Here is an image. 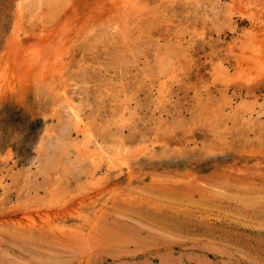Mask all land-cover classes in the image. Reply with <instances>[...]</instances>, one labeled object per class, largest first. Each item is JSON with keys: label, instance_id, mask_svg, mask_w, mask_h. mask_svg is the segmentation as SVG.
<instances>
[{"label": "rangeland", "instance_id": "obj_1", "mask_svg": "<svg viewBox=\"0 0 264 264\" xmlns=\"http://www.w3.org/2000/svg\"><path fill=\"white\" fill-rule=\"evenodd\" d=\"M71 2L87 18L102 0ZM150 4L126 42L91 21L56 85L1 70L0 264H264V0Z\"/></svg>", "mask_w": 264, "mask_h": 264}, {"label": "bare ground", "instance_id": "obj_2", "mask_svg": "<svg viewBox=\"0 0 264 264\" xmlns=\"http://www.w3.org/2000/svg\"><path fill=\"white\" fill-rule=\"evenodd\" d=\"M155 2V0H102V3H100V5L98 7H96V9L90 13L87 18H83V16H79L78 14H71L70 12V9L72 8L71 6L74 5V2H73V5L71 4V0H11V8H10V12H9V30H8V33L6 35V38L4 39L5 41L4 42V46L3 48L0 50V72H2L1 70H3L7 76L11 75L12 78L14 77L13 74L14 73H17L18 75L22 72L24 73L26 70V75H33L34 77H37V80H45L46 82L48 83H51L53 85H56V81H58L61 77H62V69L64 68V63H65V59L70 56L71 54H73L75 51H77V46L79 45L80 41H78L79 39L83 40L85 39V37L89 36V34L91 35V32L93 31L94 29V25L93 23L95 22V20L97 19H103L102 22L104 21L105 22V25H108V26H111L110 28L113 29V31L115 30L116 33H118L116 31V29H120V31L122 32V35H123V38L122 40H124V42H126L128 40V38H131L129 37L128 35L130 34V32L133 31V23H137L136 21L137 20H142L143 17H148L147 15L151 14L152 13V10H151V4L150 2ZM175 1V0H174ZM171 2V1H170ZM181 2V1H180ZM172 3V2H171ZM178 3V1H177ZM176 3V5H177ZM164 4V3H163ZM175 4V3H174ZM179 4V3H178ZM161 5V4H160ZM168 5V4H167ZM186 5H189V4H186ZM166 6V5H165ZM163 7V6H162ZM167 7V6H166ZM187 7V6H185ZM74 8V6H73ZM153 9V8H152ZM170 9V8H169ZM75 11V9H73ZM155 10V9H154ZM157 10V9H156ZM160 10V9H159ZM165 10V9H163ZM183 10V9H182ZM70 11V12H69ZM77 11V10H76ZM167 11V9H166ZM170 12V10H168ZM155 12V11H154ZM187 12V11H186ZM196 12V11H195ZM76 13V12H75ZM157 13V12H156ZM174 13V12H173ZM71 14V15H70ZM157 14H160L157 13ZM164 14V13H163ZM185 14V13H184ZM189 14V13H188ZM75 15H78L79 17H76L75 20L77 21V23L75 22H72V19L74 20V16ZM161 15V14H160ZM165 15V14H164ZM182 15V14H181ZM187 15V14H186ZM191 15V14H190ZM173 16V15H172ZM185 16V15H184ZM199 16V15H198ZM153 17V16H151ZM151 17H149L150 19H152ZM182 17V16H181ZM180 17V18H181ZM148 18V19H149ZM155 18H158V17H155ZM183 18V17H182ZM192 18V17H191ZM83 19V20H82ZM169 19V18H168ZM177 19V18H176ZM201 19V18H200ZM147 19H145L144 21H146ZM195 20V19H194ZM199 20V19H198ZM197 20V21H198ZM211 20V19H210ZM93 21L92 26L90 24V22ZM143 21V22H144ZM178 21V20H177ZM190 21V20H189ZM188 21V22H189ZM166 22V20H165ZM170 22V21H169ZM180 22V21H179ZM202 22V21H201ZM200 22V23H201ZM209 22V21H208ZM207 22V23H208ZM146 23V22H144ZM150 23V22H149ZM182 23H183V20H182ZM140 24V23H138ZM171 24V23H170ZM174 24V23H173ZM172 24V25H173ZM184 24V23H183ZM191 24V23H190ZM194 24V23H193ZM192 24V25H193ZM176 25V24H175ZM186 26H188L189 24H185ZM210 25V24H209ZM209 25H206L207 27ZM212 25V24H211ZM107 26V27H108ZM200 26V25H198ZM102 27V26H101ZM147 27V26H146ZM168 27V26H166ZM177 27V26H175ZM174 27V29H175ZM178 27H179V24H178ZM181 27H182V24H181ZM189 27V26H188ZM201 27V26H200ZM138 28V27H136ZM136 28L134 29L135 32L136 31ZM145 28V26H144ZM184 28V27H182ZM181 28V29H182ZM191 28V27H190ZM199 28V27H198ZM212 28L213 25H212ZM217 28V27H215ZM103 29V28H102ZM108 29V28H107ZM107 29H105L106 31H108ZM139 29V28H138ZM173 28L171 29L174 30ZM180 28L178 29V32L179 30H181ZM192 29H195V26L193 25ZM203 29V28H202ZM219 29V28H218ZM216 29V30H218ZM68 30H70V32H68ZM132 30V31H131ZM141 30V29H140ZM144 30V29H143ZM165 30V29H164ZM186 30V29H185ZM190 31V29H188ZM196 30V29H195ZM194 30V33L196 32ZM110 31V30H109ZM112 31V30H111ZM188 31V32H189ZM209 31V30H208ZM94 32V31H93ZM92 32V34H93ZM99 32V31H96V33ZM100 32H103L100 30ZM105 32V31H104ZM175 32V31H174ZM177 32V31H176ZM182 32V31H180ZM187 32V31H186ZM193 32V31H192ZM200 32V31H199ZM57 33V34H56ZM67 33V34H66ZM95 33V32H94ZM94 34V35H91V36H94L96 37L95 35L97 34ZM133 33V32H132ZM141 33V32H140ZM215 33V32H214ZM220 33V32H219ZM113 34V32H112ZM178 34V33H177ZM180 34H183V33H180ZM200 34V33H199ZM198 34V35H199ZM98 35H100V33H98ZM164 35V34H163ZM176 35V33H175ZM197 35V34H196ZM202 35V34H201ZM204 35V34H203ZM115 36V35H114ZM166 36V35H165ZM188 36V35H187ZM93 37V38H94ZM101 37V35H100ZM99 37V38H100ZM119 37V36H118ZM118 37H116L118 39ZM171 37V36H170ZM169 37V38H170ZM174 37V36H173ZM176 37V36H175ZM199 37V36H197ZM92 38V37H91ZM106 39V37H104ZM120 38V39H121ZM153 38V37H152ZM165 38H168V37H165ZM95 39V38H94ZM98 39V37H97ZM119 39V43L121 42V40ZM177 39V38H176ZM179 39V38H178ZM177 39V40H178ZM196 39H199V38H196ZM109 40V38H108ZM171 40V39H170ZM180 40L179 39V43H180ZM88 41H91V40H88ZM103 41V39H102ZM98 42V41H96ZM164 42V41H163ZM182 42V41H181ZM85 43V42H84ZM99 43H102V42H99ZM105 43V42H104ZM114 43V42H113ZM123 43V42H122ZM90 44H92L90 42ZM115 44V43H114ZM118 44V43H117ZM127 44V43H126ZM87 45V44H86ZM85 45V46H86ZM97 45V44H96ZM94 45V46H96ZM103 45V44H102ZM125 45V43H124ZM161 45V44H160ZM179 45V44H178ZM88 46V45H87ZM93 46V47H94ZM99 46V45H98ZM117 46V45H116ZM121 46V45H120ZM162 46V45H161ZM128 47V46H127ZM83 48V46L81 47ZM85 48V47H84ZM92 48V47H91ZM112 48V47H111ZM154 48V47H153ZM176 48V47H175ZM89 49V48H88ZM113 49V48H112ZM121 49V48H120ZM127 49V48H126ZM151 49V48H150ZM85 50V49H84ZM158 50V49H157ZM160 50V49H159ZM158 50V51H159ZM179 50V49H178ZM184 50V49H183ZM129 51V50H128ZM127 51V52H128ZM135 51V50H134ZM182 51V50H181ZM185 51V50H184ZM126 52V53H127ZM153 52V51H152ZM135 53V52H133ZM159 53V52H158ZM178 53V52H177ZM184 53V52H183ZM182 53V54H183ZM103 54V53H102ZM108 54V53H106ZM113 54V52H112ZM115 54V53H114ZM122 54V52H121ZM149 54H150V51H149ZM125 55V54H124ZM156 55H157V52H156ZM184 55V54H183ZM181 55V56H183ZM102 56V55H101ZM99 56V57H101ZM110 56V54H109ZM112 56V55H111ZM127 56V55H126ZM148 56V55H147ZM180 56V58H181ZM106 57V56H105ZM104 57V58H105ZM113 57V56H112ZM111 57V58H112ZM122 57V56H121ZM149 57V56H148ZM157 57V56H156ZM155 57V58H156ZM163 57V56H161ZM175 57L176 54H175ZM109 58V57H107ZM110 58V60H111ZM178 58V57H177ZM184 58H187V57H184ZM189 58V57H188ZM106 59V58H105ZM114 59V58H112ZM119 59V58H118ZM133 59V58H132ZM176 59V58H175ZM115 60V59H114ZM153 60V59H152ZM160 60V59H159ZM174 60V58H173ZM172 60V61H173ZM185 60V59H184ZM106 61V60H105ZM126 61V60H125ZM175 61V60H174ZM178 61V59H177ZM188 61V59H187ZM103 62V61H101ZM108 62V61H107ZM110 62V61H109ZM162 61H160L161 63ZM189 62V61H188ZM86 63V62H85ZM88 63V62H87ZM114 63V61H113ZM117 63V62H115ZM119 63V62H118ZM137 63V62H136ZM146 63V62H145ZM150 63V62H149ZM159 63V62H158ZM177 64V62H174ZM173 63V64H174ZM181 63V62H180ZM179 63V64H180ZM183 63V62H182ZM186 63V62H184ZM105 64V63H104ZM112 64V63H111ZM122 64V63H121ZM129 64V63H128ZM151 64V63H150ZM149 64V65H150ZM163 64V63H162ZM165 64V63H164ZM108 65V64H107ZM110 65V64H109ZM120 65V64H119ZM124 65V64H123ZM161 66V64H159ZM117 66V65H116ZM159 66V67H160ZM165 66V65H164ZM176 66V65H175ZM174 66V67H175ZM182 66V65H180ZM179 66V67H180ZM185 65H183V68H184ZM188 66V64L186 65V67ZM91 67V66H90ZM97 67V65H96ZM101 67V66H100ZM113 67V66H112ZM122 67V66H121ZM150 67V66H149ZM178 67V70L182 67L179 68ZM95 68V67H94ZM93 68V69H94ZM99 68V67H98ZM168 68V67H167ZM177 68V66H176ZM81 69V68H80ZM92 69V70H93ZM101 69V68H100ZM106 69V68H105ZM147 69V67H146ZM144 70L147 72V70ZM156 69H157V66H156ZM155 69V70H156ZM160 68H158L159 70ZM170 70V68H168ZM167 69V71H168ZM68 70V69H67ZM66 70V71H67ZM77 70V69H76ZM79 70V69H78ZM83 70V69H82ZM118 70V69H117ZM123 70V69H121ZM103 71V70H102ZM115 71V70H114ZM143 71V72H144ZM149 71V70H148ZM157 71V70H156ZM175 71V70H174ZM173 74H176L174 73ZM12 72H14L13 74H11ZM96 72V70H95ZM155 72V71H154ZM176 72V71H175ZM98 74V72H96ZM105 73V72H104ZM113 73V72H112ZM153 73V72H152ZM150 73L149 71V75L152 74ZM179 73V72H178ZM103 74V73H102ZM101 74V75H102ZM145 74V73H144ZM157 74V72H156ZM155 74V75H156ZM165 74H167L165 72ZM188 74V72H187ZM100 75V74H99ZM108 75V74H107ZM110 75V73H109ZM127 75V74H126ZM163 75V74H162ZM1 76V75H0ZM2 78H4L5 76L3 75L2 73ZM64 76V75H63ZM66 76V75H65ZM119 76V74L117 75ZM141 76V75H140ZM165 76V75H163ZM167 76V75H166ZM73 77V76H72ZM76 77V76H75ZM98 77V76H96ZM148 77V76H147ZM168 77V76H167ZM172 77H174L173 75L170 76V80L172 79ZM7 78V77H6ZM4 78V80L6 79ZM15 78V77H14ZM92 78V77H91ZM120 78V77H119ZM134 78V76L132 77ZM141 78V77H140ZM142 78H145V76L142 75ZM150 78V77H149ZM152 78V77H151ZM94 79V78H93ZM96 79V78H95ZM105 79H108V78H105ZM148 79V78H147ZM2 80V81H4ZM9 80V79H8ZM64 80V79H63ZM73 80V79H72ZM101 80V78H100ZM146 80V78H145ZM151 80V79H150ZM169 79H167L168 81ZM10 81V80H9ZM105 81V80H104ZM122 81V80H121ZM126 81V80H123V82ZM27 82V81H26ZM96 82V81H95ZM101 82V81H100ZM118 82V81H117ZM115 82V83H117ZM122 82V83H123ZM156 82V81H155ZM0 83H2L0 81ZM7 83V82H5ZM37 83V82H36ZM74 83V82H73ZM92 83V82H91ZM98 83V81H97ZM106 83V82H105ZM110 83V82H109ZM112 83V82H111ZM119 83V82H118ZM117 83V84H118ZM127 83V82H126ZM125 83V85H127ZM164 83V82H163ZM166 83V82H165ZM4 84V83H2ZM1 84V85H2ZM8 84V83H7ZM47 84V83H46ZM96 84V83H95ZM114 84V83H113ZM136 84V83H135ZM6 85V84H5ZM3 85V86H5ZM10 85V84H9ZM12 85V84H11ZM61 85H63L61 83ZM107 85V84H106ZM2 86V87H3ZM26 86V85H25ZM94 86V84H93ZM92 86V88H93ZM109 86V84H108ZM115 87H117L116 85H114ZM135 86V85H134ZM1 87V88H2ZM24 87V86H23ZM53 87V86H52ZM63 87V86H62ZM88 87V86H87ZM97 87V86H96ZM110 87V86H109ZM120 87V86H119ZM39 88V86H38ZM37 88V89H38ZM69 88V87H68ZM91 88V86L89 87ZM99 88V86H98ZM102 88V87H101ZM103 88H105L103 86ZM118 88V87H117ZM52 89V88H51ZM85 89V87L83 88ZM88 90V88H86ZM97 89V88H95ZM10 90V89H9ZM44 90V89H43ZM46 90V89H45ZM50 90V89H49ZM80 90V88H79ZM82 90V89H81ZM90 90V89H89ZM111 90V89H110ZM109 90V91H110ZM112 90H113V87H112ZM121 90V89H120ZM157 90V89H156ZM160 90V89H159ZM164 90H165V87H164ZM39 91V90H38ZM71 91V90H70ZM74 91V90H72ZM97 91V90H96ZM108 91V90H107ZM162 91V90H161ZM166 91V90H165ZM36 92V91H35ZM52 92V91H51ZM50 92V93H51ZM55 92V90L53 91ZM92 92V91H90ZM157 92V91H156ZM159 92V91H158ZM2 93V91H1ZM45 93V92H44ZM48 93V92H47ZM49 93V95H50ZM56 93V92H55ZM65 93V92H64ZM96 93V92H95ZM100 93V92H99ZM112 93V92H111ZM115 93H117V91H115ZM119 93V92H118ZM121 93V91H120ZM165 93V92H164ZM46 94V93H45ZM44 94V95H45ZM52 94V93H51ZM83 94V93H82ZM94 94V93H93ZM98 94V93H97ZM107 95V92L105 93ZM110 94V93H109ZM108 94V95H109ZM153 94V93H152ZM35 95V94H34ZM37 95V94H36ZM48 96V94H46ZM65 95V94H63ZM69 95V94H68ZM73 95V94H72ZM79 95V94H78ZM88 95V94H87ZM115 95V94H114ZM120 95V94H119ZM122 95V94H121ZM58 96V95H57ZM71 96V95H70ZM96 96V95H95ZM103 96V95H102ZM111 96V95H110ZM117 96V95H115ZM114 96V99L117 100ZM132 96V95H131ZM163 96V95H162ZM51 97V96H50ZM74 97V96H73ZM92 97V96H91ZM98 97V96H97ZM101 97V95H100ZM119 97V96H118ZM122 97V96H121ZM52 98V97H51ZM64 98V97H63ZM104 98L106 99L107 97L104 96ZM125 98V97H124ZM156 99V97H154ZM165 98V97H164ZM69 99V98H68ZM81 99V98H80ZM83 99V98H82ZM97 99V98H95ZM120 99V97L118 98V100ZM122 99V98H121ZM120 99V100H121ZM134 99V98H133ZM42 100V99H41ZM44 100V99H43ZM52 100V99H51ZM54 100V98H53ZM60 100V99H59ZM58 100V101H59ZM63 100V99H62ZM60 101V102H63V101ZM74 100V99H72ZM98 100V99H97ZM96 100V101H97ZM101 100V99H100ZM113 100V99H112ZM128 100V98H126V101ZM161 100V99H160ZM57 101V100H56ZM57 101V102H58ZM87 102H89L88 100H86ZM91 101V100H90ZM122 101V100H121ZM125 101V100H124ZM158 101V99H157ZM35 102H36V99H35ZM46 102V101H45ZM53 102V101H52ZM73 102V101H72ZM71 100L70 101H67V107L65 108H68L66 110L69 111V113L72 115L69 116L71 117V119L74 117L75 120L77 119V121L79 122L81 119H79V116H78V109L80 107L83 106V101H82V105L77 108V106L75 105L76 103H72ZM75 102V101H74ZM77 102V101H76ZM79 102V100H78ZM81 102V101H80ZM92 102H93V98H92ZM101 102V101H100ZM104 103V101H102ZM113 102V101H111ZM131 102V101H130ZM64 103V102H63ZM90 103V102H89ZM99 103V102H98ZM96 103V104H98ZM120 103V102H118ZM129 103V101H128ZM59 104V103H58ZM101 104V103H100ZM108 104V103H107ZM112 104V103H111ZM115 104V103H114ZM121 104V103H120ZM124 104V103H123ZM126 104V103H125ZM159 104V102H158ZM51 105V104H50ZM92 105V104H91ZM116 105V104H115ZM122 105V104H121ZM44 106V105H42ZM49 106V105H48ZM52 106V105H51ZM57 106V105H56ZM65 106V105H64ZM85 106V105H84ZM99 106V104H98ZM97 106V107H98ZM128 106V105H127ZM40 107V106H39ZM47 107V105L45 106ZM95 107V106H94ZM93 107V108H94ZM104 107V106H103ZM109 107V105H108ZM116 107V106H115ZM119 107V106H118ZM124 107V106H123ZM51 108V107H50ZM156 108V107H155ZM49 109V108H48ZM90 109V108H89ZM128 109V108H127ZM213 109V108H212ZM80 110V109H79ZM83 110V109H82ZM46 111V110H45ZM98 111V110H97ZM124 111V110H123ZM67 112V111H66ZM82 112V111H81ZM111 112V111H110ZM117 112V110H116ZM130 112V110H129ZM198 112V111H197ZM261 112V111H260ZM259 112V113H260ZM87 113V112H86ZM90 113V112H89ZM94 113V112H93ZM92 113V114H93ZM96 113V111H95ZM98 113V112H97ZM127 113V112H126ZM218 113V112H217ZM109 114V113H108ZM122 114V113H121ZM131 114V113H130ZM82 115V114H80ZM118 115V114H117ZM45 116H47L45 114ZM65 116V115H64ZM67 116V115H66ZM84 116V115H83ZM92 116V115H91ZM98 116V115H97ZM96 116V117H97ZM112 116V115H111ZM128 116V114H127ZM126 116V117H127ZM104 117H107L104 116ZM123 117V116H122ZM129 117V116H128ZM131 117V115H130ZM44 118V117H43ZM66 118V117H64ZM111 118V117H110ZM61 119V118H60ZM59 119V120H60ZM70 119V118H69ZM70 119V120H71ZM86 119V118H85ZM89 119V118H88ZM98 119V118H97ZM112 119V118H111ZM114 119H116L114 117ZM113 119V120H114ZM120 121H122L121 119L122 118H119ZM124 119V118H123ZM73 120V121H75ZM87 120V119H86ZM85 120V122H86ZM95 120V118H94ZM102 120V119H100ZM109 120V119H108ZM107 120V121H108ZM112 120V123H114ZM125 120V119H124ZM126 120H129L128 118ZM209 120V119H208ZM211 120V119H210ZM68 121V120H67ZM76 121V122H77ZM97 121V120H96ZM116 121V120H115ZM119 121V123H121ZM130 121V120H129ZM128 121V122H129ZM198 121V120H197ZM70 122V121H69ZM90 122V120H89ZM92 122V121H91ZM90 122V124H91ZM98 122V121H97ZM101 122V121H100ZM109 122V121H108ZM127 122V121H126ZM127 122V123H128ZM206 122V120H205ZM82 124V122H79ZM84 123V122H83ZM111 123V124H112ZM116 123V122H115ZM74 124V122H73ZM96 123H94L95 125ZM109 124V123H108ZM126 124V123H125ZM64 125V123H63ZM82 125H85V124H82ZM97 125V124H96ZM95 125V126H96ZM110 125V124H109ZM108 125V127H109ZM113 125V124H112ZM120 126V124H118ZM116 124V126H118ZM57 126V125H56ZM66 126V125H64ZM63 126V127H64ZM70 126V125H69ZM69 126L67 125V127L69 128ZM74 126V125H73ZM76 127L78 126L77 124L75 125ZM92 126H93V123H92ZM165 126V125H164ZM177 126V124H176ZM183 126V125H182ZM185 126V125H184ZM66 127V128H67ZM72 127V126H70ZM91 127V125H90ZM102 126H100L98 128V130L101 128ZM104 127V126H103ZM198 127V126H197ZM80 129H83L81 126L79 127ZM112 128V127H111ZM115 128V126L113 127ZM120 128V127H119ZM118 128V129H119ZM171 128V127H170ZM184 128V127H183ZM59 129V128H58ZM61 129V128H60ZM76 129V128H75ZM93 129V128H92ZM90 129V130H92ZM122 129V127H121ZM102 130V128H101ZM106 130V129H105ZM111 130V129H110ZM116 130H117V127H116ZM120 130V129H119ZM60 131V130H59ZM76 131V130H75ZM89 131V130H88ZM130 131V130H129ZM167 131V130H166ZM165 131V132H166ZM64 132V130H63ZM79 132V130L77 131V133ZM90 132V131H89ZM88 132V133H89ZM93 132V131H92ZM168 132V131H167ZM65 133V132H64ZM85 133V132H83ZM87 133V131H86ZM85 133V134H86ZM87 133V134H88ZM94 133V132H93ZM100 133V132H99ZM99 133H98V137H99ZM105 133V132H104ZM115 133V132H114ZM57 134V133H56ZM85 134H82V135H85ZM86 134V135H87ZM92 134V133H90ZM169 134V133H168ZM167 134V136H168ZM50 135V134H49ZM62 135V134H60ZM85 135V136H86ZM89 135V134H88ZM96 135V134H95ZM103 135V133H102ZM106 135V133L104 134ZM110 135V134H109ZM107 135V136H109ZM115 135V134H114ZM120 135V134H119ZM164 135V134H163ZM63 136V135H62ZM116 136V135H115ZM124 136V134H123ZM157 136V135H155ZM59 137V136H57ZM88 138H90L91 136H86ZM113 137V135H112ZM117 137H118V133H117ZM121 137V136H120ZM159 138V137H158ZM165 138V136H164ZM56 139V138H55ZM76 139V138H75ZM105 139V138H104ZM125 139V138H124ZM84 140V138H83ZM96 140V139H95ZM160 140V139H159ZM64 141V140H63ZM62 141V142H63ZM100 141V140H99ZM124 141V140H123ZM55 142V141H54ZM60 142V141H59ZM83 142V141H82ZM86 138H85V143L83 142V144H86ZM97 142V141H96ZM103 142V141H102ZM128 142V141H127ZM156 142V141H155ZM109 143V141H108ZM126 143V142H125ZM80 144V142H79ZM154 144V143H153ZM78 146V145H77ZM83 146V145H82ZM85 146V145H84ZM75 147V146H73ZM80 147V146H79ZM88 147V146H87ZM82 148V147H81ZM75 149H77V147H75ZM85 149V147H84ZM87 150V149H86ZM107 150V149H106ZM84 151V150H83ZM87 152V151H86ZM69 153V152H68ZM90 153V152H89ZM92 153V152H91ZM96 153V152H95ZM123 152H121L122 154ZM94 153H92L93 155ZM95 156V155H94ZM101 156V155H100ZM117 156V155H116ZM119 156V155H118ZM124 156V155H123ZM122 156V157H123ZM91 157V156H89ZM88 157V158H89ZM93 157V156H92ZM80 158H82L80 156ZM107 158V157H105ZM98 160V158L96 159V161ZM87 161V160H86ZM94 161V162H96ZM89 162V161H88ZM114 162V160H113ZM92 163V162H91ZM98 163V162H97ZM99 164V163H98ZM97 164V165H98ZM111 165V164H109ZM180 176V175H178ZM2 179V178H0ZM212 180H215V179H212ZM207 181V180H206ZM208 182V181H207ZM158 184V183H157ZM156 184V185H157ZM152 185V184H151ZM159 186V184H158ZM166 186V185H165ZM168 186V185H167ZM171 186V185H170ZM135 188V187H134ZM161 188V187H160ZM168 188V187H166ZM174 188V187H173ZM171 188V189H173ZM176 189V188H175ZM180 189V188H179ZM178 189V190H179ZM174 190V189H173ZM172 190V192H173ZM181 191V190H180ZM92 194V193H91ZM88 195V194H87ZM77 199V198H76ZM64 207V206H63ZM26 211V210H24Z\"/></svg>", "mask_w": 264, "mask_h": 264}]
</instances>
